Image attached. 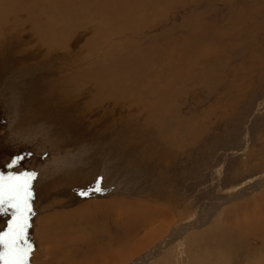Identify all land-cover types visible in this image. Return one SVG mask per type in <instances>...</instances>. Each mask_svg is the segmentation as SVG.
<instances>
[{
    "label": "rangeland",
    "instance_id": "1",
    "mask_svg": "<svg viewBox=\"0 0 264 264\" xmlns=\"http://www.w3.org/2000/svg\"><path fill=\"white\" fill-rule=\"evenodd\" d=\"M41 1L47 0H3L0 4L6 8L17 4H21L23 8L31 5L28 10L38 9L37 13L43 15L46 21L44 16L46 4L42 5ZM149 1L147 0L152 6H139L143 13L135 15L138 18L135 22L132 21L142 26L141 39H145V44L151 43L148 35L154 32L150 31L151 27L149 28L152 24L161 27L164 38L175 37V42L185 47L191 46L193 52L196 49L200 51L199 57L194 58L193 66L191 65L189 69L183 68L185 74H182V78L174 79L171 83L173 84L171 102L175 114L174 121H179L177 120L179 115L185 121L184 128L177 134L179 137L174 140L173 148L167 150L170 153L167 157L162 146L152 143L157 141L155 136L152 135L147 139L131 137L135 134L134 131L137 134L140 133L137 121L149 117L145 115L144 110L140 109V105L135 106L138 109L136 113L133 112L132 106L129 108L122 106V97L116 100L109 97L102 105L96 106L95 110L106 111L113 117L120 114V118H115L107 127L99 129L94 134L84 131L76 133L78 135L75 138L81 139H77V142L87 146L92 142L100 143V147L95 149V152L89 153L91 160L88 164L77 165L79 167L72 170L61 169L62 171L60 168L48 167L49 164L55 163L54 153L48 154L46 149H36L32 141L19 138L15 128L12 127L13 117L8 115L11 107H8L9 87L7 86L11 82L10 86L14 90L17 91L18 88L23 90L25 86L23 82L13 84L14 80L22 81L26 74L18 71L19 73L11 76L13 80L8 85L0 82V173L5 176L10 173L14 175L35 173L36 176L31 181V195L40 188V185L45 188V184H50L46 195L36 202L39 205L36 206L35 203L29 214L27 239L33 249L28 258V264H106L107 261L111 262L110 264L117 261L116 264H235L236 260L242 257L243 264H264V258L259 260L261 255L264 257V230L261 233H254L253 228L256 224L264 223V208L261 207V202H264V0ZM17 16L20 18L22 15ZM90 20H87L83 27H77L74 34L68 38L70 51L68 49L67 53L65 50L61 51L63 56L57 57L58 50H56L47 55L43 53V56L47 57L46 60H30L28 63L46 65L52 59L55 70L58 72L65 64V67H69L65 61L69 57L73 61L76 60L74 70L86 67L81 58L89 55L85 48V40L94 35L98 23L92 20V24ZM2 25L3 23L0 24V29ZM27 25L26 23L18 26L20 32L18 35L9 36L12 34L9 32L11 28H8L5 32H0V37L9 36L8 45L22 43L20 48L41 49L37 43V36L31 31L30 25L28 27ZM162 27L170 31H165ZM144 35L149 38L146 39ZM161 38L157 40H163ZM159 46L164 49V45L159 44ZM129 48L132 49V46L129 45ZM174 51L179 57L183 55L179 48L174 47ZM16 53L21 56L25 52L16 51ZM145 54L148 57L143 68L144 73L160 68L152 59L153 52L148 50ZM124 63L128 65L127 61ZM23 66L24 63L15 64L16 68ZM123 70L126 71V69ZM162 70V73H169L165 66ZM66 74L59 72L60 76ZM87 75L78 79V85L83 89L79 97L81 99L87 97L86 101H88L87 95L98 91L94 81L90 82L91 75ZM132 94L138 95L139 92L136 89ZM74 106L73 102H67L65 105L62 103L58 110H53L55 113L47 110L36 114L33 118L29 116V119L25 113L23 123L26 124H23V127L20 123L17 128H32L38 120L56 119V122H52L56 129H46L47 136L55 139L57 136L69 135L67 133L69 129L66 128L67 121H62L59 115L62 112L64 116V113L72 111ZM38 117L40 118L37 119ZM135 124L137 126L133 128ZM174 124L177 125V123ZM41 129L33 128L34 134H29L31 138H34L35 134L41 135ZM26 132L28 130L22 134ZM182 137L185 140L181 139ZM143 144L148 154L145 150L137 152L136 148ZM136 154L141 161L137 160ZM18 157L20 159L17 163L9 167ZM108 157L113 158L111 161L117 164L116 169L106 171L103 168L106 164L102 165V163H105ZM155 160L159 162L154 166L152 162ZM101 169L108 174L102 176ZM98 176L104 177L101 185L103 190L93 191L87 196L80 195V192L88 189ZM139 182H141L140 185H137ZM129 185L135 187L128 189ZM219 197L222 198L221 206L217 207L214 213L209 214L214 209L208 208L206 204ZM226 197L228 199L223 201ZM120 200L123 203H136L141 208L135 210L133 207L125 211V204H122ZM56 201L61 205L70 204L71 208H78L89 202L106 203L105 218L102 220L104 222L100 223L102 228L97 223L93 225V229H89L76 221V224L69 227L68 235L58 237L59 246L40 243L37 241L36 233L31 230L36 223H41L42 216L38 213L41 207L39 206L51 205ZM204 205L206 209L202 210ZM61 207L64 206L55 209ZM207 214L209 217L207 216L206 220H199V223L195 224L200 215ZM91 215L93 216L89 213L88 216L91 217ZM118 217L126 218L128 222L129 218H137L139 220L137 224H143L141 231H138L139 236L135 238L137 240L141 238L140 242H142L138 246L142 244L143 246L139 250L136 249L137 247L134 249V245L130 244L131 238L135 240L128 230L130 225L120 223L116 219ZM243 224L250 225L249 230H252V233L242 229L240 226ZM231 225L234 229H231ZM145 229L153 235L148 244H146ZM173 230L180 232L175 233L176 236H174ZM242 238L244 240H241ZM241 241L245 249L244 253L238 256V252H241L239 251L242 246ZM161 243L163 246L158 254L146 260L143 259L146 252ZM142 255L143 261L136 262Z\"/></svg>",
    "mask_w": 264,
    "mask_h": 264
},
{
    "label": "bare ground",
    "instance_id": "2",
    "mask_svg": "<svg viewBox=\"0 0 264 264\" xmlns=\"http://www.w3.org/2000/svg\"><path fill=\"white\" fill-rule=\"evenodd\" d=\"M0 1L3 2V0ZM113 2L116 3L113 4ZM152 2L154 3V1ZM41 3L42 5L46 4V6L44 7L45 14L43 13L44 16H46L47 19L46 21H44V17H42L43 15H39V13H37L38 9L34 10L32 7L34 11L28 10V8L31 5L23 8L20 6L21 4H17L16 6L13 5L12 7L6 8L0 4V24L3 23L0 32H5L8 28H11V31L9 32L12 35L9 36H15L20 33L18 26L25 25L27 23L28 25H30L31 31L34 32L35 35L37 36L38 46L41 47V49H43L42 47L45 48L43 49V51H41L40 48H36L35 50H28L25 48H20V45L22 43L20 45H17L16 43L8 45L10 43L9 36L3 35V38L0 37V41H1L0 42V46H1L0 47V82H5L4 85L5 84L8 85V83L11 80H13L11 76L15 75L14 73H19L18 71H20V73L23 72V74H26L25 77H23L22 81L16 82L14 80V84L12 83L13 85H15L23 82V85L25 84L24 87L22 86L23 90H21L20 88H18L17 91L14 90L10 86L11 82L9 83L10 85L7 86L9 87L7 90V95L9 96V97L7 96V100L9 104L8 107H11V110L9 109L8 115L9 117L10 115H12L13 117V120L11 122L12 124H14L12 125V127L15 128L16 135H18L19 138L22 139L27 138L29 141H32L36 149L39 150L46 149L48 150V154L54 153L55 156L54 155L53 156L55 163L50 165L48 162L49 164L48 167L57 168V169L60 168V170L67 168L70 170L77 169V167H79L77 165L88 164L89 160H91L90 159L91 155H89V153H93V151L95 152V149L100 147V143L98 144V142H94V143L92 142V144L87 146L82 142L81 143L77 142L78 140L81 139L75 138L78 135L76 133L79 132L82 133L84 131L89 134H94L97 131H99V129L107 127L109 123L113 121L115 118L119 117L120 114H116V116L113 117L107 114L106 111L95 110V107L98 105H102L104 103V100L108 99L109 97H111V99L113 100L122 97L123 99L122 106L124 108L125 107L129 108L132 106L133 112L137 113L138 109L135 106L140 105V109L145 111L144 112L145 115H149L148 118L140 119L139 121H137L136 124H138V130L140 133L137 134L136 131H134L135 134L132 135L131 137H140V138L142 137L147 139L153 135L157 138V141H152V143L155 145L162 146L166 157L167 155H170V153L167 152V150L173 148L174 140L179 137L177 136V134L184 128L183 122L185 121L184 119H182V117H180V115H179V119H177L179 121L176 122L174 121L175 114L172 106L173 103L171 102V96H172L171 86L173 84L171 83H173L172 81L174 79L182 78V74H185L183 68L189 69L191 65L193 66L194 58L199 57L200 54L199 49H196L195 52H193L191 46L187 45V47H185L182 44L175 42L174 41L175 37L171 36L170 38L168 37V39L164 38L163 37L164 33L160 29L161 27L152 24L151 26H149V28L151 27L150 31H154V32L148 35L150 36V38L147 35H144L146 39L147 37L149 38V41L151 43L145 44L144 43L145 39H141V34L143 33L141 29L142 26L139 25L138 23L137 24L132 23V21L135 22L136 18H138L135 15L143 13L139 9V6L140 7L145 5L152 6L150 3L147 2V0H47L46 2L41 1ZM18 14H21L22 16L21 17L19 16L20 18H18L17 16ZM87 20L88 21L90 20V22L92 20H96L98 23L96 22L97 27L96 30H94V35L90 36L87 40H85L86 41L85 48L88 51L89 55L88 57H86L87 55H84V57L81 58L83 59V64L85 63L87 65L86 67L77 69V71L74 70V67H76L75 66L76 60L74 59L75 61H73L69 57H67V60H65L67 61V64H69V67H65L66 64L65 65L62 64L64 66L58 72L55 70L54 67L55 65H53L54 61H52V59H50L51 62L46 65L28 63L30 60L31 61L32 60L38 61L41 59L46 60L47 57H44L43 53L47 55V54H51L56 50H58L57 57L63 56L64 54L62 52L68 49V43H67L68 38H70L72 34H74V31L77 27H83L84 25H86L85 23ZM4 25L5 27H3ZM177 29L179 28L177 27ZM164 30L170 31L167 29ZM158 36L162 37L161 39L163 40H157L159 38ZM18 42H20V40ZM4 43L6 44L4 45ZM128 44L132 46V49L129 48ZM143 44L144 46H142ZM159 44L164 45V49L160 48ZM174 47L182 50L183 55L179 57V55L174 51ZM148 50L154 53L152 59H154L157 62L160 68H157L155 71L144 73L143 68L147 63L146 58L148 57L145 54V52ZM16 51L25 52V53L19 56L16 53ZM71 51L73 52V50ZM14 54H16V56H14ZM124 61H127L128 65H126ZM18 63L20 64L24 63V66L16 68L15 64ZM164 66L166 67L169 73H162L163 71L162 68H164ZM123 69H126V71ZM59 72H64L65 74L67 72V74L65 76H60ZM87 74H90L92 77L90 82L94 81V83L98 88V91L96 92L94 91L90 95H87L88 101H86L87 97H83V99L79 97L83 89H81L82 87L78 85L79 77H84V76L86 77L88 76ZM167 74H169V76ZM70 82L71 84H69ZM136 89L138 90L139 94L138 95L132 94L133 91ZM21 91L22 93L20 94ZM94 95L95 97H93ZM67 102L75 103L73 110L67 114L65 112L64 116L63 113L61 112L59 117L61 118L62 121H67L66 125L68 126L66 128L69 129V131L67 132L69 135L57 136V138L55 139L47 136L48 134L45 132L46 129L49 130L51 128H55V124L52 122L53 121L56 122V119H52V121L41 119L38 120L36 123H34L32 128L31 127L20 128V129H18L19 127L17 128L18 124L20 123H22V125L26 124L23 123V120L25 119L23 115L25 113H26L25 115H28V119L29 116L30 118H33L35 117L36 114H40L43 111H47V110L55 113L53 111L54 109L58 110L59 105H61L62 103L65 105V103ZM24 109H26V111H24ZM40 117H38L37 119H39ZM32 121L34 122L35 120ZM174 123H177V125H175ZM136 124L134 125L133 128L137 126ZM59 125L61 126V122L59 123ZM63 126H65V124H63ZM37 127H39L40 129L41 128H45V129H41L42 131L41 135L36 136L35 134L34 136V138L36 137L35 140L33 137L31 138L29 134L33 133L32 129ZM128 128L129 127H127V129ZM25 130H28V132H26V134H22V132H25ZM122 130L120 132H122ZM126 134H128V136L130 135L129 132H127ZM18 136L16 138H18ZM29 136L31 140L30 138H28ZM79 137L82 138L83 136H79ZM181 139L184 138L182 137ZM136 149L137 152L138 150L147 151V148L144 144ZM136 155H137V160L141 161L139 159L138 154ZM111 160H113V158L111 159L108 157L107 160L104 161L105 163H102V165L106 164V166L103 167L106 171L114 170L117 167V164L113 163ZM158 162H159L158 160H155L152 162V164L155 166L158 164ZM48 164L46 163V166ZM71 166L73 167L71 168ZM104 169H101L102 176L103 175L106 176L108 174V173L106 174ZM69 180L70 182L72 181L71 178ZM140 183L141 182L137 183V185H140ZM132 187L134 188L135 186H131V185L127 186L128 189ZM49 188H50L49 183L45 184V188H43V186L40 185V188L31 195L32 197L29 200V204L31 208H34L35 203L41 200L46 195V192L48 191ZM221 199L222 198L219 197L216 198V200H214L213 202L206 204L208 208L214 209L211 212H209V214L214 213L215 210H217L221 206L222 204ZM226 199H228V197H226L223 201H225ZM121 203L125 204L124 205L125 211L133 207L135 210H139V208H141V206L136 203H123V201ZM37 205L39 204L36 203V206ZM105 205L107 204L100 201L95 203L89 202V204H85L78 208L76 207L71 208L70 204L61 205L60 203H58V201L51 203V205L49 204H45L42 206L40 205L39 208L41 207V209L38 210V213L39 215L42 216L41 223H36L35 225L33 224L34 226L32 227L31 230L33 233H36L38 237L37 241H39L40 243L45 242L46 244L49 245L58 244L59 246L60 240L58 239V237L63 235H68L70 231L69 227L72 224H76V221L82 223L84 226L86 225L89 229H93L97 223L103 224L104 221L102 220L105 218V207H106ZM261 205L263 209L264 202H261ZM59 206H64V207H61L60 209L56 210L55 208H58ZM204 208L205 205L202 208V210ZM89 213L93 214V216L91 215L92 218L88 216ZM209 214L200 215V217L196 219L195 224L199 223V220H203V219L206 220L205 218ZM11 218H12L11 210L6 213L0 212V233L8 231V222ZM116 219H118L122 224L130 225V228L128 230L132 234L131 237L135 239L136 237L139 236L138 231L141 228H143V224L142 223L137 224V222L139 221L137 218H129V222L128 219L126 218L123 219L118 217ZM229 224H231V222H229ZM254 224L255 223H253V225ZM217 225L219 226V224ZM240 227L242 229L243 228L246 229V231L249 232L252 231L249 230L251 229V227L248 224H243ZM232 228L233 227L231 225V229ZM253 228L255 229L254 233H261L262 230H264V223H262L261 225L256 224L254 225ZM235 229L237 230L236 227ZM179 232L180 231L178 230H173L172 234L176 236V234H178ZM145 234H147L146 235L147 243L146 242L145 243L148 244V242L151 240L153 235L149 233V230H146ZM139 239L141 240V238ZM132 240L133 239L131 238L130 244H132V246L134 245L133 247L134 249L137 247L136 249L139 250V248L143 246V244L138 246L142 241L140 242V240L135 239L132 242ZM241 240L244 239L242 238ZM145 243L144 245H146ZM241 243L242 246L240 250L238 248V250L241 252H238V256H241V254L244 253V249H245L244 247L245 245L243 244L242 241ZM162 244L163 243L154 247L150 251L146 252L144 254V258L142 255L138 260H136V262L138 261L139 263H141L140 261H143L142 258L146 260L150 258L152 255L158 254L161 247L163 246ZM222 249L223 248H221V250ZM128 251H132V250H128ZM259 258H260L259 260L261 261L264 257L261 255ZM241 259H239L238 261L236 260L235 264H243V261H241ZM243 260L245 261V259ZM117 262H114L113 264H116ZM105 263L110 264L111 262L109 263L107 261Z\"/></svg>",
    "mask_w": 264,
    "mask_h": 264
},
{
    "label": "snow or ice",
    "instance_id": "3",
    "mask_svg": "<svg viewBox=\"0 0 264 264\" xmlns=\"http://www.w3.org/2000/svg\"><path fill=\"white\" fill-rule=\"evenodd\" d=\"M20 158L12 161L16 164ZM35 173H21L20 175L0 173V212H12L8 222V231L0 233V264H28L32 245L27 239L28 219L31 213L29 200L31 199V181ZM104 177L98 176L93 184L80 192L87 196L91 192L102 191Z\"/></svg>",
    "mask_w": 264,
    "mask_h": 264
}]
</instances>
